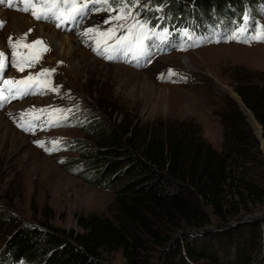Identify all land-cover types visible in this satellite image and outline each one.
<instances>
[{
  "label": "rangeland",
  "instance_id": "obj_1",
  "mask_svg": "<svg viewBox=\"0 0 264 264\" xmlns=\"http://www.w3.org/2000/svg\"><path fill=\"white\" fill-rule=\"evenodd\" d=\"M115 1L89 0L98 6L76 25L74 10L70 11L74 0H0V94L4 91L6 96L5 103L0 101V124L7 121L19 133L7 136L5 129L0 130V254L19 226L80 233L82 219L113 218L114 194L77 175L89 171L97 149L95 133L104 126L137 129L141 135L148 130L172 132L206 141L221 152L226 142L227 97L246 116L264 160L258 121L253 113L245 114L233 81L238 72L264 74V42L228 41L192 52L174 51L150 60L142 69L107 62L99 52L100 39L109 30L134 26L144 18L141 10L150 6L143 0H132V5L121 0L112 8ZM49 6L55 9L57 22L48 15ZM252 14L264 25V9L263 15ZM66 37L72 45L69 53L60 49ZM167 75L172 79L166 80ZM252 77L264 81L261 75ZM145 79L149 89L144 87ZM53 116V128L46 122L42 127L47 129H36L35 123ZM258 164L251 167L242 161L239 174L264 187V170ZM250 208L245 219L264 215V204ZM210 218V228L222 226L213 215ZM172 233L173 241L181 238V232ZM163 256L164 249L150 245L146 259L148 264H162ZM106 261L128 264L121 253Z\"/></svg>",
  "mask_w": 264,
  "mask_h": 264
},
{
  "label": "trees",
  "instance_id": "obj_2",
  "mask_svg": "<svg viewBox=\"0 0 264 264\" xmlns=\"http://www.w3.org/2000/svg\"><path fill=\"white\" fill-rule=\"evenodd\" d=\"M143 1L150 5L141 10L147 19L156 23L164 15L179 25L193 19L205 26L229 24L240 20L244 10L263 15L264 9V0ZM238 73L235 91L264 137V81L252 77L264 74ZM224 105L226 142L221 152L206 141L172 132L148 130L141 135L120 126L97 130L89 171L77 175L110 190L116 214L82 219L80 233L30 224L14 228L0 261L108 264L110 255L121 253L128 264H148L149 246L157 245L164 249L162 264H264V215L244 217L252 204H264V187L239 174L242 161L251 167L259 162L264 170L260 142L240 106L227 97ZM211 215L221 227L210 228ZM172 232H181V238L173 241Z\"/></svg>",
  "mask_w": 264,
  "mask_h": 264
},
{
  "label": "bare ground",
  "instance_id": "obj_3",
  "mask_svg": "<svg viewBox=\"0 0 264 264\" xmlns=\"http://www.w3.org/2000/svg\"><path fill=\"white\" fill-rule=\"evenodd\" d=\"M19 18V17H18ZM19 20V19H18ZM58 34H56L55 33V36H52V39H56V36H57ZM58 38V37H57ZM51 39V40H52ZM60 46H61V50H62V52H64V53H69V47L70 46H72L71 45V40L69 39V38H67L66 37V40L64 41V42H61L60 41ZM72 53V52H71ZM68 56V55H67ZM152 68V67H151ZM149 82H148V80L147 79H145V82H144V87L146 88V89H149ZM1 97V96H0ZM6 102V100L4 99V101L2 102V103H5ZM0 121H3V119H2V115L0 114ZM3 124V125H2ZM1 129H5L6 131H7V136H9L10 134L11 135H15V137L17 136V135H19V133L16 131V130H14V129H12V127L10 126V124L7 122V121H5V122H2L1 124H0V130ZM10 135V136H11ZM1 136V135H0ZM10 138V137H9Z\"/></svg>",
  "mask_w": 264,
  "mask_h": 264
},
{
  "label": "water",
  "instance_id": "obj_4",
  "mask_svg": "<svg viewBox=\"0 0 264 264\" xmlns=\"http://www.w3.org/2000/svg\"><path fill=\"white\" fill-rule=\"evenodd\" d=\"M240 102H241V105H242V107H244V112H245V114L247 113V112H249V113H251V111L250 110H248L247 109V107L242 103V101H241V99H240ZM253 115V114H252ZM253 117H254V115H253ZM255 118V117H254ZM256 119V118H255ZM259 124V123H258ZM259 129H260V134H258V136L260 137V139L264 142V138H263V136H262V127L260 126V124H259Z\"/></svg>",
  "mask_w": 264,
  "mask_h": 264
}]
</instances>
